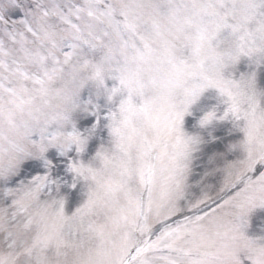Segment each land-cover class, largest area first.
Masks as SVG:
<instances>
[{"label": "snow or ice", "instance_id": "6c2138e0", "mask_svg": "<svg viewBox=\"0 0 264 264\" xmlns=\"http://www.w3.org/2000/svg\"><path fill=\"white\" fill-rule=\"evenodd\" d=\"M259 210L264 0H0V264H264Z\"/></svg>", "mask_w": 264, "mask_h": 264}, {"label": "rangeland", "instance_id": "374dc122", "mask_svg": "<svg viewBox=\"0 0 264 264\" xmlns=\"http://www.w3.org/2000/svg\"><path fill=\"white\" fill-rule=\"evenodd\" d=\"M85 95H87V92H85ZM217 103V92L215 89H209L207 90L203 96L201 97V99L193 106V112L195 113L194 116H187L185 118L186 120V127H188L189 129H191V126L193 125V123L195 122L196 118L199 117L200 115H202V110H207L208 108H210L211 106L215 105ZM223 127H230V123L229 122H224ZM98 141L97 140H93L91 142V149H95L97 147ZM218 147L220 145H217ZM50 156H55L56 155V150L52 149L49 152ZM25 168L27 169H32L35 170L36 168V164L33 161H29L26 162L25 164ZM203 169V163L202 162H197V174H199L200 171H202ZM54 176H59L62 178V180L70 183L71 182V177L72 174L67 172V167L66 164H61L59 169L56 170L53 173ZM218 179V178H217ZM210 182H214L210 181ZM69 191L68 187L65 185L62 188V192H67ZM72 191V195H71V199L69 201V203L67 204V210L70 212L72 210H74V208L80 203L82 202V200L85 198L84 197V192L86 191L84 189V184L83 181L80 182V184L77 186L76 189H71ZM264 218V210H259L257 211V213L254 214L253 216V231H256L258 226L262 223V219Z\"/></svg>", "mask_w": 264, "mask_h": 264}]
</instances>
